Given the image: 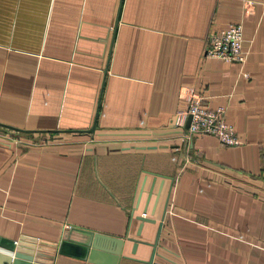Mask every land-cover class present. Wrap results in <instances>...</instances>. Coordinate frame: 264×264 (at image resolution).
Wrapping results in <instances>:
<instances>
[{
	"label": "crops",
	"instance_id": "1",
	"mask_svg": "<svg viewBox=\"0 0 264 264\" xmlns=\"http://www.w3.org/2000/svg\"><path fill=\"white\" fill-rule=\"evenodd\" d=\"M237 22L242 65L202 55ZM198 97L238 144L182 141ZM0 239L47 264H264V0H0Z\"/></svg>",
	"mask_w": 264,
	"mask_h": 264
},
{
	"label": "built area",
	"instance_id": "2",
	"mask_svg": "<svg viewBox=\"0 0 264 264\" xmlns=\"http://www.w3.org/2000/svg\"><path fill=\"white\" fill-rule=\"evenodd\" d=\"M242 25L240 22L229 24L226 28L212 32L203 48L202 55L233 61L242 65L246 52L241 47ZM246 76V73L243 74ZM225 105L207 108L200 97L188 101L185 114L189 117L187 127L182 133V141H188L196 134L213 135L223 146L238 144L235 131L226 122Z\"/></svg>",
	"mask_w": 264,
	"mask_h": 264
},
{
	"label": "water",
	"instance_id": "3",
	"mask_svg": "<svg viewBox=\"0 0 264 264\" xmlns=\"http://www.w3.org/2000/svg\"><path fill=\"white\" fill-rule=\"evenodd\" d=\"M187 123L188 124L189 117L187 116ZM95 121V120H94ZM94 123L90 129L85 130L86 132H91L93 130ZM140 221H148L144 217L138 218ZM160 225H158L157 234L159 233ZM92 235L88 233V238L85 241V246L91 245V238ZM157 239V237H156ZM156 243V240L153 244L152 254L154 253V245ZM83 253L81 254L82 257H85V251L86 247L82 249ZM39 256V253L35 252L31 248L29 249H22L20 244L14 243L13 241H5L3 239H0V264H47L44 262H41L37 257Z\"/></svg>",
	"mask_w": 264,
	"mask_h": 264
}]
</instances>
